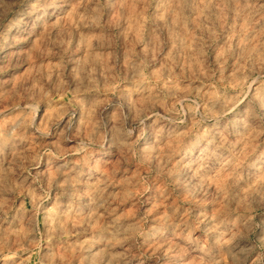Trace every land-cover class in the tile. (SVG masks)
<instances>
[{"label": "rangeland", "instance_id": "obj_1", "mask_svg": "<svg viewBox=\"0 0 264 264\" xmlns=\"http://www.w3.org/2000/svg\"><path fill=\"white\" fill-rule=\"evenodd\" d=\"M0 264H264V0H0Z\"/></svg>", "mask_w": 264, "mask_h": 264}, {"label": "bare ground", "instance_id": "obj_2", "mask_svg": "<svg viewBox=\"0 0 264 264\" xmlns=\"http://www.w3.org/2000/svg\"><path fill=\"white\" fill-rule=\"evenodd\" d=\"M33 20H37V17H35V18H33ZM7 49H5V51H6Z\"/></svg>", "mask_w": 264, "mask_h": 264}]
</instances>
